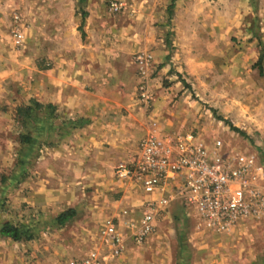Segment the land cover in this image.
Returning <instances> with one entry per match:
<instances>
[{
    "label": "rangeland",
    "instance_id": "rangeland-1",
    "mask_svg": "<svg viewBox=\"0 0 264 264\" xmlns=\"http://www.w3.org/2000/svg\"><path fill=\"white\" fill-rule=\"evenodd\" d=\"M152 132L219 141L264 176V0H0V228L33 237L0 236V264H264V213L219 231L175 202L134 243L140 193L115 166Z\"/></svg>",
    "mask_w": 264,
    "mask_h": 264
},
{
    "label": "built area",
    "instance_id": "built-area-1",
    "mask_svg": "<svg viewBox=\"0 0 264 264\" xmlns=\"http://www.w3.org/2000/svg\"><path fill=\"white\" fill-rule=\"evenodd\" d=\"M111 9L117 3L110 4ZM210 151L191 134L149 133L137 152L115 166V175L130 181L142 195L141 217L130 224L131 238L141 244L154 229L156 218L174 201L194 210L210 229L227 230L238 220L264 213L262 168L252 155L220 152V142ZM104 235L112 256L123 249L118 224L109 219ZM102 253L91 250L65 264H104Z\"/></svg>",
    "mask_w": 264,
    "mask_h": 264
},
{
    "label": "trees",
    "instance_id": "trees-1",
    "mask_svg": "<svg viewBox=\"0 0 264 264\" xmlns=\"http://www.w3.org/2000/svg\"><path fill=\"white\" fill-rule=\"evenodd\" d=\"M86 0H78V2L80 4H83ZM85 16L84 13H82V19ZM260 61V60H259ZM258 61V63H259ZM260 68V73H261V66H259ZM51 105H42L41 103L37 102V101H33V105L31 106H26L24 107L23 111L26 115H30L33 109H39L42 107H50ZM213 111V110H212ZM217 119L219 120H223L226 124H228L230 126V128L234 131H238V129H236V127H233V125L226 119H223L220 116H217ZM29 141V138H26V142ZM75 215V210L73 208H68L62 212H60L57 217H56V221L59 225H64L66 222H68L69 220H71ZM0 236L4 237V238H11L14 241H22V240H31L32 234L29 233L28 231H23L20 228L5 222L1 228H0Z\"/></svg>",
    "mask_w": 264,
    "mask_h": 264
},
{
    "label": "crops",
    "instance_id": "crops-1",
    "mask_svg": "<svg viewBox=\"0 0 264 264\" xmlns=\"http://www.w3.org/2000/svg\"><path fill=\"white\" fill-rule=\"evenodd\" d=\"M130 188H131V189H130V190H131L130 193H131L133 187L131 186ZM133 190H134V189H133ZM138 195H139V196H138L137 201H138V204H141L143 197H142V195H140V194H138ZM121 201H122V200H121ZM121 201H120V202H121ZM175 202L178 203L179 205H181L182 207H185V206H183V205H182L180 202H178V201H174V202H172V203H175ZM172 203H171V204H172ZM169 207H170V206H169ZM165 210H166V209H165ZM117 215H118L119 217L122 216L123 218H127V216H128V215H127V210H126V209H125V210L123 209V211H122V210H119Z\"/></svg>",
    "mask_w": 264,
    "mask_h": 264
}]
</instances>
